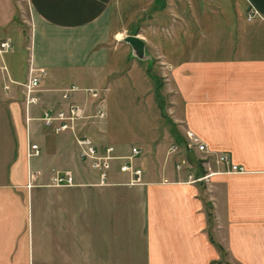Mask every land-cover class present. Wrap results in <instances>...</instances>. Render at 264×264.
<instances>
[{"label":"crops","instance_id":"obj_1","mask_svg":"<svg viewBox=\"0 0 264 264\" xmlns=\"http://www.w3.org/2000/svg\"><path fill=\"white\" fill-rule=\"evenodd\" d=\"M119 1L0 0V40L12 45L0 55V264H264V0H243L247 28L208 40L203 49L210 55L194 53L189 17L184 35L176 23L168 37L128 33L117 25ZM221 3L170 0L172 11L183 5L187 13ZM251 10L257 15L249 21ZM127 34L142 38L146 50L157 47L162 54L163 43L169 48L164 84L149 76L147 61L130 57L121 41ZM179 37L187 54L176 58L170 45ZM224 47L233 53L212 55ZM126 56L145 92L163 86L167 116L159 95L157 116L141 121L148 127L132 134L138 142L114 148L116 157L129 155L132 147L141 151L143 160L133 165L142 169V183L129 185L117 158L101 184L71 134L55 133L39 118L45 109L89 99L76 91L65 100V89L106 88L105 117L78 127L99 151L112 146L109 136L116 141L118 135L109 130L105 93ZM31 68L45 73L38 102L26 107L17 83L27 81ZM8 78L14 83L6 91ZM187 129L210 151L231 155L245 172L227 173L214 163L204 167L195 151L185 149ZM29 143L39 146V156H27ZM171 144L179 151L169 155ZM42 152L44 158L33 164ZM183 158L191 167L176 169ZM117 160L118 168L112 165ZM52 170L71 171L74 184L51 185ZM189 174L201 179L190 181Z\"/></svg>","mask_w":264,"mask_h":264},{"label":"rangeland","instance_id":"obj_2","mask_svg":"<svg viewBox=\"0 0 264 264\" xmlns=\"http://www.w3.org/2000/svg\"><path fill=\"white\" fill-rule=\"evenodd\" d=\"M22 1V3H26V0ZM221 4V6H218L217 4L209 6L206 12L195 10L194 12L187 13L183 5L178 7V11H172L170 0H154V5H152V0H123L122 2L119 1L120 11H118V13H120V17H118L117 25L126 28L128 33L146 31L150 35L151 32L154 33V31H156L157 36L162 37V35H164L168 37L172 35L173 29L171 26H173V24L175 25V23L176 25H179V33L184 35L186 30L184 22L186 18L189 17L188 19H193L192 31L194 33L191 36L193 40L197 42L194 47V53L197 55H210L211 51L209 49H203L204 47H208V40L223 36L224 30H227V34H230L231 36L241 35L243 34L242 31L248 26V23L245 20L246 7H244L243 0H222ZM238 5L243 8L241 14L237 11ZM155 8L156 11L154 10ZM23 13L25 15L27 14L25 11H23ZM203 21L206 23L205 25L202 24ZM160 26L162 27L160 28ZM208 26H210V28ZM154 48L152 51L150 50V47H147V50L154 54L152 56L151 69H148L147 71L149 72V76L154 77V75H157L163 82L165 76H163L164 70L169 61L168 56L171 55L169 48L164 43L161 47L162 54L164 55L160 54L158 49ZM170 48L175 49L173 55L175 54L176 58H181L187 54V51L185 50L186 45L181 43L180 37L178 38L177 43L174 42V44L170 45ZM231 53H233V51L224 47L217 51H213L212 55L223 57L228 56ZM112 56L111 53V58ZM125 59L120 63L119 68L109 79V89L105 94L106 105L109 108V130L113 135H118L116 141H112L109 136V144H112L113 147L115 146L114 148H118L117 146L122 145L126 149L129 148L133 142H138L136 139H133L134 135H132L134 132H137V128L140 126L148 127L147 125L140 124L141 121L150 122L154 116H157L154 103H158L157 98L159 95H162L161 99L164 104L161 106L163 116H167L166 106L168 105V95L165 94L163 86L160 88L159 86L154 85L155 87H153L152 91L145 92L142 77L137 74V70L129 68L130 64L128 63V56H126ZM128 126L133 128V131L131 128H128ZM124 137L126 138L122 139ZM69 142L73 145L71 140H69ZM43 156L44 153L42 152L39 158L33 159V164L37 160L43 159ZM197 157L199 159L198 154ZM142 160L143 157L141 153L133 158L132 163L134 164L135 162L136 164H140V161ZM119 164L120 161L118 160L112 163V165L117 168L119 167ZM205 167L209 169L210 164Z\"/></svg>","mask_w":264,"mask_h":264},{"label":"built area","instance_id":"obj_3","mask_svg":"<svg viewBox=\"0 0 264 264\" xmlns=\"http://www.w3.org/2000/svg\"><path fill=\"white\" fill-rule=\"evenodd\" d=\"M257 15L255 10L248 11L247 20L251 21ZM12 45L9 39L0 40V55L11 50ZM30 77L27 81L23 83H17L23 90L24 103L26 107L38 102V97L36 95L39 91V83L41 76L45 73L43 68L40 69H30ZM36 73V74H35ZM14 83L10 78H8L7 83L4 85L6 91L9 90L10 84ZM76 91H83L91 102V113H87V102H72L66 107L57 109H45L42 112L39 120L42 125L48 129H51L55 133L69 132L71 138L78 148V154L81 160L88 161L90 163L91 169L96 171L99 176V183L104 184L107 180V174L110 169L111 161L121 158L123 160L120 165V171L128 175V184L136 185L142 183V169L137 168L133 165L132 160L136 155H139L141 151L132 147L130 154L123 157H116L114 155L113 146H105L101 151L98 150L94 141L87 136L82 131V126L78 127L79 123L83 120L88 119H101L105 117L104 100L103 95L106 88H85L80 89L73 86L69 89L62 91L63 99L67 100L70 93ZM80 128V129H79ZM185 149L187 151H195L199 155L201 164L205 167L210 163L216 165H222L226 167L225 172L227 173H244V168L233 162L231 155L228 153H216L208 149L206 143H204L192 130H185ZM179 151V146L176 144H171L168 148V154H174ZM40 148L36 143H29L27 148V156H39ZM184 167H191L190 162L183 158L175 164V168L180 170ZM190 181H195L192 175H188ZM50 184L55 186L60 185H73L74 177L71 171H59L52 170V175L50 177Z\"/></svg>","mask_w":264,"mask_h":264},{"label":"water","instance_id":"obj_4","mask_svg":"<svg viewBox=\"0 0 264 264\" xmlns=\"http://www.w3.org/2000/svg\"><path fill=\"white\" fill-rule=\"evenodd\" d=\"M121 41L130 47V57L139 61H147L152 66V56L146 50L145 41L137 35L127 34Z\"/></svg>","mask_w":264,"mask_h":264}]
</instances>
